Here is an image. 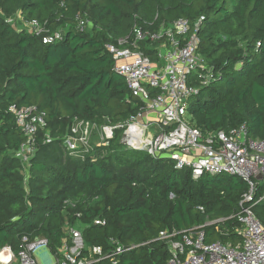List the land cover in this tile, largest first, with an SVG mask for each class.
I'll return each mask as SVG.
<instances>
[{"label": "trees", "instance_id": "1", "mask_svg": "<svg viewBox=\"0 0 264 264\" xmlns=\"http://www.w3.org/2000/svg\"><path fill=\"white\" fill-rule=\"evenodd\" d=\"M16 14L62 38L46 43L47 33L6 21ZM179 18L191 22L212 69L209 84L194 77L201 89L191 100L190 123L205 133L246 124L252 137L263 139L264 0H0V249L17 253L23 237H43L56 253L66 224L83 227L87 247L108 251L111 239L139 244L116 264H166L171 252L160 232L208 219L223 220L206 226L207 241L241 240L234 217L247 190L241 177H194L169 157L126 148L123 128L91 152L75 156L65 145L75 118L118 125L143 105L105 45L130 38L135 26L158 32ZM79 19L91 25L81 30ZM157 45L148 39L141 49L155 60ZM12 105L45 112L46 126L35 134L24 164L17 153L27 137ZM253 211L264 224V201ZM98 217L107 223L95 224Z\"/></svg>", "mask_w": 264, "mask_h": 264}, {"label": "built area", "instance_id": "2", "mask_svg": "<svg viewBox=\"0 0 264 264\" xmlns=\"http://www.w3.org/2000/svg\"><path fill=\"white\" fill-rule=\"evenodd\" d=\"M203 19L201 17L199 22ZM6 21L37 35L48 32L45 23L25 21L19 14L6 17ZM89 24L79 19L78 28L83 30ZM192 28L186 18L162 26L158 32L135 26L130 38H120L117 43L105 45L113 55L115 70L125 77L132 96L143 105L137 115L123 124L106 126L103 140L106 143L116 128H123V142L127 148L169 157L177 168L189 167L194 177L204 173L229 174L239 176L247 183L240 209L234 214L242 225L241 240L237 243L207 241L206 226L223 219L214 222L208 219L204 224L185 230H162L158 239L164 241L171 252L166 264H264V224L253 211L255 203L264 201V138L252 137L246 124L205 133L190 123L191 100L201 89L194 77L202 75V84H209L212 77V69L207 68L206 59L199 51L200 38ZM62 35L61 32L47 33L43 35V41L53 42ZM148 39L158 44L155 60L141 49V43ZM205 68L208 71L203 73ZM11 110L27 137L19 152L27 148L29 156L35 134L46 126L45 112L36 106L12 105ZM94 124L74 119L65 137L70 154L77 156L93 151L89 133ZM94 222L105 225L107 220L98 217ZM110 243L108 251L101 245L87 247L83 227L66 224L61 244L53 253L55 264H93L105 258L116 264L121 254L139 246L123 245L116 239H111ZM41 247L49 248L46 238L30 240L25 236L17 253L10 246L0 249V264H39L35 252Z\"/></svg>", "mask_w": 264, "mask_h": 264}, {"label": "rangeland", "instance_id": "3", "mask_svg": "<svg viewBox=\"0 0 264 264\" xmlns=\"http://www.w3.org/2000/svg\"><path fill=\"white\" fill-rule=\"evenodd\" d=\"M91 25V24H90ZM89 25V26H90ZM22 27L23 25H19ZM106 126H112L109 122L105 121L102 124L95 123L93 127H91L90 133H89V141L92 145H99L105 142L103 140V137L105 135L104 128ZM123 141V136H122ZM125 145V144H124ZM126 146V145H125ZM127 148V146H126ZM29 153V149L26 148V150H23L19 153H17V156L20 157L21 162L24 164V162L27 159ZM218 219H209L210 222L217 221ZM35 256L37 257L39 264H55L56 258L53 255V253L50 251L47 247H41L35 252Z\"/></svg>", "mask_w": 264, "mask_h": 264}]
</instances>
